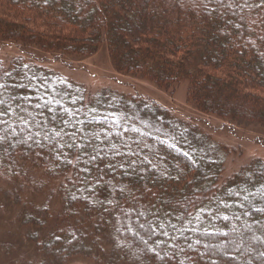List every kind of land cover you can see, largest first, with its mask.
Returning <instances> with one entry per match:
<instances>
[{
    "label": "trees",
    "instance_id": "obj_1",
    "mask_svg": "<svg viewBox=\"0 0 264 264\" xmlns=\"http://www.w3.org/2000/svg\"><path fill=\"white\" fill-rule=\"evenodd\" d=\"M0 14L1 40H15L20 26L30 34L35 26L59 22L73 30L91 29L94 37L81 40L83 44L118 42L119 62L130 63L129 56H137V65L156 80L168 79L172 85L188 82V97L201 113L232 112L235 100L252 99L264 90V0H0ZM143 30L152 35L141 50L146 39ZM59 47L70 48L63 42ZM10 66L0 71V85H4L0 99L30 98L11 103L28 108L33 135L49 130L51 136L61 129L67 133L51 142L34 135L42 146L32 140L23 143L28 131H21L22 126L11 120L16 135L0 141V169L5 174L18 185L22 181L49 187L59 197L60 211L53 216L45 201L18 209V223L26 227L38 264L62 263L83 252L96 255L100 264H264V246L254 238L256 231L264 237V198L256 193L243 202L244 196L233 192L253 183L264 193L261 160L251 161L219 183L227 151L198 126L173 117L154 101L127 98L109 89L88 97L82 86L40 65L19 59ZM21 66L42 76L48 92L56 91L50 100L52 111L45 106L37 114L33 105L47 103L40 89L28 86V78L22 85L6 83V77L18 75ZM68 95H77L79 103L65 105L61 99ZM144 104L161 117L159 124L147 122L150 117L141 111ZM65 109L76 125L63 123ZM251 113L264 115V109ZM129 114L135 124L128 121ZM119 119L122 122L110 124ZM97 120L110 124L97 132L99 138L91 131ZM176 130L193 142L179 138ZM73 140L79 148L54 147ZM9 141H15V146ZM120 145L123 152L117 155L114 148ZM165 145L178 148L183 156L172 154ZM192 152L201 161L193 162ZM33 169L42 173L38 182ZM246 218L252 220L242 224ZM149 223L156 228L151 239L140 227ZM133 228L149 242L138 238ZM220 233L229 236L225 250L218 248L214 237ZM235 233L245 240H233ZM234 248L238 256L231 257ZM156 252L164 259L157 258Z\"/></svg>",
    "mask_w": 264,
    "mask_h": 264
},
{
    "label": "rangeland",
    "instance_id": "obj_2",
    "mask_svg": "<svg viewBox=\"0 0 264 264\" xmlns=\"http://www.w3.org/2000/svg\"><path fill=\"white\" fill-rule=\"evenodd\" d=\"M22 4L25 3L22 2ZM19 6L20 4L16 5V10L20 8ZM8 7L10 8V6ZM6 15L7 13L3 16ZM17 23L20 25L19 22ZM58 23L49 22L46 26L40 27L34 25L35 30L34 32L30 30L32 32L30 34L29 30L20 26L21 29L19 28L20 31L18 32L20 35L14 36L13 39L15 40H1L2 35L0 34V71H5L8 67H11L12 63L23 59L27 63L45 67L59 74L63 79H68L71 83L82 86L88 97L93 96L100 90L109 89L126 97L129 96V98L141 96L154 101L160 107L168 110L173 117L198 126L227 151L228 155L223 165L224 170L219 178V183L225 182L253 160H261L264 163V115L251 113V110L256 108L259 110L264 109V90H258L256 96L252 99L246 98V100L240 102L235 100L232 112L201 113L200 108H196L192 104L194 99L188 97V82L182 81L175 85H172V82L168 79L160 82L153 78L150 71L147 73V69H145L144 72V69L137 65L139 60L137 56L130 55V63L119 62L118 55H116L118 52H115V49L118 48V42L83 44L84 42L81 40L94 37L91 29L78 31L67 27L65 23ZM143 32L146 39L141 43V50L147 47V38L152 35L151 31L143 30ZM62 42L65 45L68 44L70 48L63 49L59 47ZM83 45L89 46H87V49H81ZM40 47H44L45 50ZM18 69L20 70L19 74L7 76L6 83L22 85V82L28 78V86H36L40 89V95H42L44 103L56 96V91L50 90L48 92L47 89H44L48 83L42 79V76L35 75L31 68L21 66ZM68 91L70 93V90ZM71 93L73 94V92ZM0 97H4V93L1 91ZM61 100L65 105H71L73 102L75 104L79 103L77 95H68L62 97ZM40 111L41 108H38L37 114ZM141 111L142 114H147L150 117L147 121L149 124H159L162 121L161 117L151 114L152 111L148 105L144 104ZM66 114L68 116H63L64 121L67 119L66 121H71V125H76L75 118H71L68 112ZM113 121L116 123L122 122L120 119L112 120L110 124L115 125L116 123L114 124ZM128 121L135 124V117L129 114ZM109 125L104 124L102 120H97L91 128L92 135L94 134L93 136L96 138L97 132L101 129H108ZM80 133H78V137L82 136V133ZM176 134L187 142L192 143L194 140L192 137L183 134L182 130H178V132L176 130ZM40 136L41 140H44L43 134ZM149 139L159 142L153 136H150ZM9 145L15 146V141H9ZM122 148L121 145L114 148L115 153L120 155L123 152L121 151ZM164 148L174 155L183 156L178 148H168L166 145ZM94 149L92 148L90 152H93ZM190 155L193 157V162L201 161L200 155L196 152H192ZM40 174L42 173L39 169H33L32 176L37 182L42 178ZM14 179L5 174L3 169H0V264H38L34 256V247L26 239V227H22L18 223V209L26 204L28 205V203L37 206L45 201L48 202L49 212L53 216V214L60 211L59 197L55 192L50 193L49 187H43L38 183L35 186L25 185L22 181L20 183H23V185H18V181H14ZM252 184L237 188L233 192L244 196L243 202H247V197L256 193L264 198V193L253 187ZM251 220L246 218L241 223L247 224ZM195 226L192 225V227ZM206 228L208 229V225L204 226V230ZM133 232L143 242L145 240L149 242L144 235L134 228ZM178 236H180L179 232L176 234V237ZM214 237L217 239L218 248L225 250L223 244L228 242L229 236L226 233H220ZM254 238L258 239L264 246L263 234L256 231ZM233 240L243 241L245 238L243 235L235 233ZM107 249L104 247L102 251L106 254ZM236 249L234 248L229 252L231 257L238 256V249ZM261 257L264 262V253H261ZM58 264H100V262L96 255L91 253L88 255L83 252L73 255ZM249 264L253 263L249 261Z\"/></svg>",
    "mask_w": 264,
    "mask_h": 264
},
{
    "label": "snow or ice",
    "instance_id": "obj_3",
    "mask_svg": "<svg viewBox=\"0 0 264 264\" xmlns=\"http://www.w3.org/2000/svg\"><path fill=\"white\" fill-rule=\"evenodd\" d=\"M217 2L222 3V0H217ZM228 6L231 7L232 5H228ZM2 87H4V85H0V88H2ZM20 99L29 100L30 98H27V97L21 98V97H17V96H9L7 100L0 99V125L4 126L3 128H0V133H3L2 135H0V141L7 140L9 135H12V136L16 135L15 130L12 129V125L9 123V121L12 120V122L16 123L18 126H22V127H20L21 131L27 130L29 133V135L25 139L22 140L23 143H27L28 140H32V142L35 145L42 146L40 143V140L34 139V135L38 136V135H40V133L37 132L33 135L31 132L30 124L32 122L29 120V116L31 114L28 112V108L24 104H13V103H11V101H16V100H20ZM56 103H59V101L57 100ZM51 104H52V101H48L46 105H41L39 103H36L35 105H33V107L41 108V107L47 106L48 110L52 111ZM64 111L67 112V109H65ZM53 119H56L55 115L53 116ZM64 122L70 123L71 121L69 120V121H64ZM80 123H83V122L80 121ZM113 123L115 124L116 122L113 121ZM36 126L39 127V123H37ZM66 134L67 133H63V130L61 129L59 131H56L53 135L50 136L49 130H45L44 135H43V139L49 140V142H51V141L55 140L57 137H60L62 139V135H66ZM96 138H99V137H96ZM29 147H31V145H29ZM54 147H68V148L76 147V148H79L80 145L76 144V142L73 140L71 143H65L63 145L57 144ZM113 147H115V146L113 145ZM63 155L67 156L66 153ZM56 159H60V157L57 156ZM79 159H80V157L77 156V160H79ZM90 159L94 160L95 157H91ZM66 163L73 164V161L72 160H66ZM73 166L75 167L74 164H73ZM129 166H131V165H129ZM120 190L123 191V189H120ZM257 211H262V210L258 209ZM223 219L227 220L228 217L225 216V217H223ZM140 227L145 229L149 239H151L152 236L156 235V228L153 227L151 225V223H149L147 225L141 224ZM158 227L162 229V228H164V224L161 223L158 225ZM171 227L175 229L176 226L171 225ZM162 235L167 236L168 233L163 232ZM173 238H175V237H173ZM144 243L147 244L148 241L145 240ZM189 247L191 248L192 245H189ZM149 250L151 251V249H149ZM181 251H182V249H181ZM155 255L157 258H159L161 260L164 259V257L161 256L159 252H156ZM166 255H167V253H165V256Z\"/></svg>",
    "mask_w": 264,
    "mask_h": 264
}]
</instances>
